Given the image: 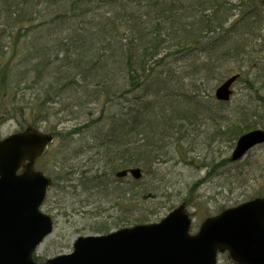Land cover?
Wrapping results in <instances>:
<instances>
[{
  "label": "trees",
  "instance_id": "obj_1",
  "mask_svg": "<svg viewBox=\"0 0 264 264\" xmlns=\"http://www.w3.org/2000/svg\"><path fill=\"white\" fill-rule=\"evenodd\" d=\"M263 51V0H0V101L30 108L34 120L20 130L74 121L46 127L64 153L37 168L52 178L57 209L67 196L93 207L95 233L177 206L163 165L204 169V181L224 175L235 161L218 148L264 126V118L247 121L264 112L214 92L238 74L234 86L263 100L264 64L255 57ZM50 154L56 149L40 158Z\"/></svg>",
  "mask_w": 264,
  "mask_h": 264
},
{
  "label": "water",
  "instance_id": "obj_2",
  "mask_svg": "<svg viewBox=\"0 0 264 264\" xmlns=\"http://www.w3.org/2000/svg\"><path fill=\"white\" fill-rule=\"evenodd\" d=\"M238 77L221 82L216 99L230 101ZM53 139L31 127L0 138V264H218L219 254L227 251L237 264H264V196L206 217L194 233L182 203L158 221L80 235L72 251L38 261L35 254L55 225L42 210L51 177L35 163ZM236 141L232 161L264 144V128L246 131ZM131 173L142 174L140 168Z\"/></svg>",
  "mask_w": 264,
  "mask_h": 264
},
{
  "label": "rangeland",
  "instance_id": "obj_3",
  "mask_svg": "<svg viewBox=\"0 0 264 264\" xmlns=\"http://www.w3.org/2000/svg\"><path fill=\"white\" fill-rule=\"evenodd\" d=\"M255 57H257V61L261 60V64H264V51L261 55H255ZM234 87L235 93L233 94V102L231 105L247 104L248 108L253 109L252 111L255 110L257 113L264 112V99L261 100L257 98L254 91L252 95L250 93L244 95L243 92H246V90H239L240 85H235ZM242 87L245 86L242 84ZM259 93L262 97H264V86L260 87ZM10 102V98L8 104H6L5 101H0V138L20 130L21 125H26L27 121L31 120L32 122L34 120L31 110L28 107H23L20 106V104H17L18 108L15 112L13 110H8L12 108ZM3 107L5 110H3ZM228 109L229 111H234L235 113L237 111L234 107ZM234 112L232 115L235 114ZM237 115L238 114L235 115V118ZM258 118H264V116H249L247 121L254 123L255 120H258ZM73 124L74 121L72 120H69V122H60L58 124L56 119H52V121H48V123L43 124L42 126L43 129L47 131L46 127L49 125H51V127H54L53 125H57L59 129H64L70 128ZM256 127L262 128L264 126L257 123ZM244 131L247 130L245 129ZM62 141L63 139L59 137L49 147L56 149V156L50 154L48 158H40L37 167H49L52 164L51 160L56 159L58 161L61 158H59V155H63L64 153V145L62 147L60 146ZM74 145L76 151L82 150L79 142ZM219 149L220 157H231L233 147L231 148L228 145L226 146V143H223V145L218 148L216 153H218ZM78 157L84 159L85 155L82 153L78 155ZM161 171L165 174L163 176L169 177V181H176L177 188L174 189L173 187H170L173 188L170 190V196L172 198L171 203H174V205L184 203L186 205L187 210L194 219L192 225V230L194 231L198 229L199 225L204 220V217L208 214L214 215L222 208L235 206L238 203L245 202L249 199L257 197L258 195H264V145L255 146V148L250 150L243 159L235 161L234 163L231 162V164L227 165L223 172L224 175H216L211 180L204 181L206 177V170L198 169L194 166L189 167L182 163L173 165L170 162L168 165H163ZM53 189L55 188L50 189L48 200L44 203L42 208L45 212L54 217L55 228L39 246L40 248L37 254L40 257V262H43L49 257H54L56 254L71 251L73 249L72 245L78 236L95 233L91 231L95 221L91 215L92 213L87 211L94 210L93 207L86 206L82 208V206H80L82 204L80 202V197L72 196V198L67 196L65 199L63 197L61 198L62 204H59V208L57 209L56 206L58 204L54 202L55 198L53 197ZM58 189H60V187H58ZM55 195H57V193ZM67 203H69L68 206L64 207ZM79 209L80 211L85 210L87 213H77V210ZM161 210V217L168 213V211H166L168 210L167 208ZM143 213L148 214L149 211ZM160 219L158 217V220ZM153 220L156 221L155 218ZM225 257H227L226 253L219 255V264H231L229 261L224 259Z\"/></svg>",
  "mask_w": 264,
  "mask_h": 264
},
{
  "label": "bare ground",
  "instance_id": "obj_4",
  "mask_svg": "<svg viewBox=\"0 0 264 264\" xmlns=\"http://www.w3.org/2000/svg\"><path fill=\"white\" fill-rule=\"evenodd\" d=\"M263 2H264V0H263Z\"/></svg>",
  "mask_w": 264,
  "mask_h": 264
}]
</instances>
